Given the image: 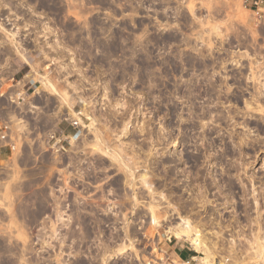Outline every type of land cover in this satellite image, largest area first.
<instances>
[{"label": "rangeland", "instance_id": "1", "mask_svg": "<svg viewBox=\"0 0 264 264\" xmlns=\"http://www.w3.org/2000/svg\"><path fill=\"white\" fill-rule=\"evenodd\" d=\"M0 125V264H264L259 5L0 0Z\"/></svg>", "mask_w": 264, "mask_h": 264}, {"label": "crops", "instance_id": "2", "mask_svg": "<svg viewBox=\"0 0 264 264\" xmlns=\"http://www.w3.org/2000/svg\"><path fill=\"white\" fill-rule=\"evenodd\" d=\"M256 1H258L260 8H264V0H250L252 3H255ZM12 151L13 143L11 140H5L0 137V160L9 157ZM177 253L182 260H189L196 257L195 250L191 248L180 249Z\"/></svg>", "mask_w": 264, "mask_h": 264}, {"label": "bare ground", "instance_id": "3", "mask_svg": "<svg viewBox=\"0 0 264 264\" xmlns=\"http://www.w3.org/2000/svg\"><path fill=\"white\" fill-rule=\"evenodd\" d=\"M184 222H185V220H184ZM184 222H183V223H184ZM186 222H188V221L186 220ZM186 222H185L184 224H179V225H181V226L183 225L181 228H180V226H178L179 229H177V228H176V229H171V230H170V233H174L176 236H179V237H180L183 233L186 234L185 231H187V232L191 231V230L193 229V228L190 229V228L192 227V224H191V223L189 224V222H188V226L191 225V226L188 227V226H186V225H187ZM185 226H186V227H185ZM188 229H189V230H188ZM192 231H193V230H192ZM192 231H191V232H192ZM191 232H189V234H190ZM187 234H188V233H187ZM187 234H186V235H187ZM189 234H188V235H189ZM191 235H192V234H191ZM192 240H193V241H192L193 244L195 245V247H196V249H197L198 251H199V250H202V251H203V250L205 249L203 246H205V245H207V244L204 243L205 241L202 240L201 237H199L198 235H194V234H193ZM203 241H204V242H203ZM203 248H204V249H203ZM206 249H208V248H206ZM206 249H205V251H206ZM205 251H204V252H205ZM208 252H210V249H209V251L206 252V254H207ZM209 254H211V253H208V254H207V258H208V260H207L206 262H204V263L201 262V264H214L213 262H212V263H211V262H210V263L208 262V261L210 260V255H209ZM208 255H209V256H208ZM211 260H212V259H211ZM204 261H205V260H204Z\"/></svg>", "mask_w": 264, "mask_h": 264}, {"label": "built area", "instance_id": "4", "mask_svg": "<svg viewBox=\"0 0 264 264\" xmlns=\"http://www.w3.org/2000/svg\"><path fill=\"white\" fill-rule=\"evenodd\" d=\"M246 3L250 2V0H245ZM255 5H259L258 1H256L254 3ZM26 77V76H25ZM72 122V125L73 126H79L80 122L77 120V119H74L71 121ZM6 126V125H5ZM7 126L4 127V125H0V137L2 139H5V140H9L8 137H7V134L5 133L7 130H6ZM13 148H14V145H13ZM191 244V243H190ZM192 247H190L191 249H194L196 253H199L197 251V249L191 244Z\"/></svg>", "mask_w": 264, "mask_h": 264}]
</instances>
